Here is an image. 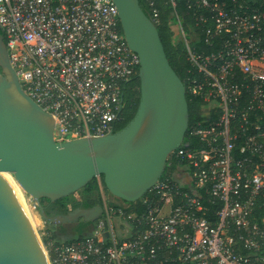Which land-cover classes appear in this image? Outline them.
<instances>
[{"label": "built area", "instance_id": "built-area-1", "mask_svg": "<svg viewBox=\"0 0 264 264\" xmlns=\"http://www.w3.org/2000/svg\"><path fill=\"white\" fill-rule=\"evenodd\" d=\"M166 2L202 100L195 141L171 153L184 171L154 183L144 212L103 201L89 235L44 243L49 264H264V0ZM0 30L55 141L113 131L139 68L113 0H0Z\"/></svg>", "mask_w": 264, "mask_h": 264}, {"label": "water", "instance_id": "water-1", "mask_svg": "<svg viewBox=\"0 0 264 264\" xmlns=\"http://www.w3.org/2000/svg\"><path fill=\"white\" fill-rule=\"evenodd\" d=\"M128 46L139 57V101L119 130L57 142L54 119L21 88L0 34V172L34 199L55 225L102 216L100 203H79L47 215L53 202L102 175L107 191L124 202L141 199L163 175L168 156L184 141L189 123L184 81L170 65L156 24L139 0H113ZM123 100V96H122ZM0 264H49L38 236L12 189L0 176Z\"/></svg>", "mask_w": 264, "mask_h": 264}, {"label": "trees", "instance_id": "trees-1", "mask_svg": "<svg viewBox=\"0 0 264 264\" xmlns=\"http://www.w3.org/2000/svg\"><path fill=\"white\" fill-rule=\"evenodd\" d=\"M139 3L142 9L148 15H150L149 7L147 5V0H139ZM154 6L157 8V11H158V17H157L155 24H156L160 39L163 43L166 56L169 60L170 65L173 67V69L178 74V76L184 82H186V76L188 74V69H189V62L186 59L182 41L175 43L173 40V29H172L171 17H170L171 7L166 2V0H154ZM180 10L182 12V22L184 24V8L182 7V3L180 4ZM206 49L209 50L208 47H206ZM139 87H140L139 79L137 76L133 77L126 84L123 90V106H122V109L119 113L117 120L114 123L113 131H116L122 128L129 121V119L133 116L136 110L138 101H139V95H140ZM186 99L188 103L189 123H188V128L186 131L184 141H187L190 139L195 141L194 136H191L189 131H190L191 126L195 123V121L200 118L202 100L198 96L190 94L188 91H186ZM180 163L181 161L179 159L175 158L172 154H170L167 158L166 167H165V170L162 176L170 174L172 171L175 170L176 165ZM99 179L101 181V185L105 187L103 183L102 175H99ZM92 181H95L96 187L99 185L97 177H94ZM81 189L90 190L91 189L90 183ZM149 194L150 193L148 191L144 196H147ZM66 197L57 199L53 202H50L47 198H41L42 204L44 201L47 203V205L44 208L45 213L47 215H54L56 213H63L69 210V209L62 208L63 200ZM79 203H82L84 206H91V205L97 204L94 201L82 200V201L73 202L71 204L70 209L77 206ZM98 203L103 205V200L100 199ZM125 203L127 204V206L125 207L126 212L141 213L146 210V206L142 202L141 199L135 202H125ZM109 204L114 207H117L118 205H120V204H115L113 202H110ZM93 223L94 222H91V221L80 220L77 235L72 238H68V239H57L55 237H50V238L56 241H59V240L70 241L73 239L84 238L87 235H89L93 227ZM47 240H45V243Z\"/></svg>", "mask_w": 264, "mask_h": 264}, {"label": "rangeland", "instance_id": "rangeland-1", "mask_svg": "<svg viewBox=\"0 0 264 264\" xmlns=\"http://www.w3.org/2000/svg\"><path fill=\"white\" fill-rule=\"evenodd\" d=\"M172 28H173V40L175 43H178L179 41H182V36L180 35L178 28L176 27V24L174 21H172ZM184 168L181 166V164H177L175 170L173 171L175 177L181 176L183 173ZM7 174L10 175V177L15 181L17 185V192L21 193L22 198L26 202V206L24 209L36 235L38 236L40 242L42 245H44L45 240L50 241V237H55L57 239H68L72 238L77 235L78 232V226L79 222L76 224L73 223H65L63 224V229L65 230V233L61 234L59 231V228L49 221L44 220L41 215L39 214V210L37 207L36 202L34 199L20 186V184L14 179L12 173L7 172ZM90 190H84L79 189L78 191L68 195L62 203V208L64 209H70L71 204L73 202L77 201H94L95 203H98L99 200L106 201L107 203L113 202L115 204H120L123 206H127L125 202H123L121 199L114 197L111 195L105 187L102 185L95 186V181L90 182ZM42 203V201L40 200ZM115 224V227L117 228V224L119 223L116 220L113 222ZM94 224V223H93ZM54 235V236H53Z\"/></svg>", "mask_w": 264, "mask_h": 264}, {"label": "bare ground", "instance_id": "bare-ground-1", "mask_svg": "<svg viewBox=\"0 0 264 264\" xmlns=\"http://www.w3.org/2000/svg\"><path fill=\"white\" fill-rule=\"evenodd\" d=\"M0 176L6 182V184L12 189L14 195L16 196L18 201L20 202L22 208H25L26 202L22 198L21 193L17 192V185H16L15 181L10 177L9 174H7V172H0Z\"/></svg>", "mask_w": 264, "mask_h": 264}, {"label": "flooded vegetation", "instance_id": "flooded-vegetation-1", "mask_svg": "<svg viewBox=\"0 0 264 264\" xmlns=\"http://www.w3.org/2000/svg\"><path fill=\"white\" fill-rule=\"evenodd\" d=\"M0 34H1V38H2V41L4 42V38H3V35H2V33H1V30H0ZM5 43V42H4ZM7 51V50H6ZM8 55V54H7ZM3 71V68L0 66V72H2ZM3 73V72H2ZM41 200V199H40ZM51 202V201H50ZM43 206H44V208H45V206L47 205V203L44 201L43 202V204H42ZM74 208V207H73ZM72 209V208H71ZM79 222V221H78ZM78 222H75V223H73V224H76V223H78ZM58 228H59V231H60V233L61 234H63V233H65V230L63 229V224H60V225H56ZM78 229V228H77Z\"/></svg>", "mask_w": 264, "mask_h": 264}]
</instances>
